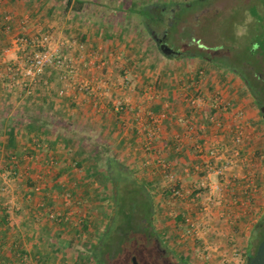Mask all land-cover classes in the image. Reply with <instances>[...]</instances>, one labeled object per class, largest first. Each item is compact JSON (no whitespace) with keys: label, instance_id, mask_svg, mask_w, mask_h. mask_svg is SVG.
I'll return each instance as SVG.
<instances>
[{"label":"crops","instance_id":"1","mask_svg":"<svg viewBox=\"0 0 264 264\" xmlns=\"http://www.w3.org/2000/svg\"><path fill=\"white\" fill-rule=\"evenodd\" d=\"M203 1L0 0V17L7 13L12 16L9 29L3 27V21H0V167H14L18 171L17 182L20 185L23 182L21 187L17 184L12 186L9 192L19 207L16 212L10 215L5 213L2 203L7 197L3 194L5 197H0V264L49 263L56 257L49 259L52 254L51 250L49 252L44 248V234L52 238V232L58 230L59 239L65 236L62 228H49L51 222L46 220L42 207L45 198L47 202L55 200L57 185L53 183L48 190L50 192H45L43 187L35 191L33 186L28 187L26 183L37 185L45 182L46 178L57 177L98 184L92 170L102 168L109 176L114 165L116 168H126L132 177L136 173H143L145 168L151 175L155 171H162L151 164L152 161L159 162L162 157V160L170 163V169L176 173V181L184 187L188 196L197 195L196 185L202 179L192 168L197 159L196 142L207 130L212 140L217 137L220 148L227 155L231 154L234 143L228 130L215 132L214 128H199L193 134H187L183 149L177 150L175 137L178 133L184 134L186 128L177 120V116L185 115L188 120L198 124H208L210 96L221 92L234 102L235 108L245 111L244 121L252 123L259 119L256 103L248 101L246 84L231 67L194 56L191 52L198 50L188 49L187 46L178 50L171 43L173 38L183 36L184 24L191 20L190 11L200 7ZM144 6L155 17H161L153 27L151 17L142 20L137 16L139 7L142 9ZM25 21L28 24L22 26ZM140 22L150 31L151 42L139 29ZM204 22L201 21L197 28L198 35H193V38L200 51L208 48L215 50L201 40L208 36V31H200ZM178 26L182 27L177 29ZM44 27L52 28L60 42L70 40L71 36L75 43L82 44L84 54L78 62L81 69L79 81L86 79L97 82L100 90L92 94L70 88L67 95L60 96L57 90L59 82L42 78L34 94L28 96L24 95L21 85H8L12 80L10 68L21 65L23 57V52L15 49L16 36L23 33L32 35ZM155 38L162 39L163 45H159ZM8 46L13 48L7 50ZM61 48L66 50L68 46L63 44ZM92 53H97L99 58L106 61L103 69L84 68L81 62ZM151 54L155 57L151 58ZM193 95L204 98L205 102L198 107H190L186 99ZM116 102L122 105L120 111L114 107ZM165 108L170 115L154 126L152 113L156 115ZM224 121L234 126L241 120L226 115ZM152 128L156 130L153 138ZM10 134L14 135L13 144L9 143ZM240 148L241 155H248L252 151L255 154L250 141L241 143ZM11 155L16 156L15 162L10 159ZM76 165L81 168L74 167ZM45 166L54 168L46 171V168L42 169ZM70 167L71 170L66 172ZM232 170H226V175L219 176V180L227 181ZM238 170L243 171V168ZM113 171L115 175L118 170ZM162 172L169 185L165 193L161 191L158 196L170 195L171 179H168L164 169ZM151 181L155 183L156 177L150 178L148 183ZM263 187L264 184L254 191L246 188L244 180L233 183L227 187V204L216 206L211 211H204L200 206L199 211L185 204L187 206L176 215L175 224L179 216L184 223V218L192 213L218 233L238 229L253 217L258 218L259 225L264 217ZM101 189L99 187L98 190ZM92 192L95 189L88 190V196H93ZM79 194L86 193L79 191ZM201 202L204 203V199L197 204ZM67 242L61 243L64 248L69 245ZM171 252L175 251L171 249ZM199 264H210V261Z\"/></svg>","mask_w":264,"mask_h":264},{"label":"rangeland","instance_id":"2","mask_svg":"<svg viewBox=\"0 0 264 264\" xmlns=\"http://www.w3.org/2000/svg\"><path fill=\"white\" fill-rule=\"evenodd\" d=\"M190 13L191 20L184 24L183 36L180 38H173L171 43L175 44L178 50L183 49L185 46H187L188 49L199 50L197 48L198 43L194 40L193 35H198L199 29L197 28L201 25V21L204 20L205 24L200 31H208V36L201 40L215 50L208 48L203 51L212 57H216V64L224 66L222 64L224 61L219 58L223 56L229 62L231 68H242L248 72V74H251L250 69L253 67L251 63L255 64L256 62L257 65L256 59H261L260 53H256V51H258L260 44L264 42V0H204L200 7H194ZM137 16L142 20L147 19L151 17V10L145 8V6L142 9L139 7ZM152 16L155 18L154 15ZM196 20L200 21L197 23ZM180 27L182 26H178L177 29ZM44 29L53 30L50 27H44ZM139 29L143 34H146V38L149 42L153 40L150 36V31L143 27L141 22L139 24ZM56 36L58 35L56 34ZM69 38L72 41L74 40L71 36ZM77 47L78 46L70 48V51L75 58L77 57V59H80L84 54L81 50L83 48ZM249 53L254 54L253 58L250 60L251 63L243 62L251 58L248 55ZM154 57L155 55L151 54V58ZM262 64L263 69L260 74L264 77V60H262ZM236 74L239 76L237 72ZM43 79L54 82L58 81V95L63 96L59 94V88L62 83L54 72H48ZM40 82L42 83V81H39L36 86L37 88L40 86ZM85 92L87 93V91ZM248 97L250 98V100L248 98V101H253L255 104L253 95L250 92H248ZM255 108L258 112L259 119L252 121V123L246 122L247 137L243 140V142L250 141V144L255 148V154H253L252 151L249 152L248 155L244 154L239 157H234V155L232 156V151L231 154L228 155L230 160L227 161L226 165L228 169H233L231 176L225 182L219 180V176H225L227 173L226 170L228 169L225 170L224 174L213 176L214 183H219L220 187L222 185V187H224L222 195H217L216 193L211 195L209 187L198 186L200 185L199 183L196 185V189L198 190L197 195L188 196V192H185L180 196L172 195V193L170 195L162 194L158 196V193L161 191L165 193L166 186L169 185V183H166L165 177L163 176V169L165 171L167 169L163 166L164 160H162V157H160L159 162H151L155 168L158 167V170L162 171H155V174L150 173L151 175H149L145 168L143 173H136V175L133 176L134 179L138 180V182L143 185L144 190L148 191L152 197L153 219L152 225H150L152 235L148 246L155 260L163 261V264H199L205 260L210 261V264H246L249 254L251 255L252 252H255L264 228V217L261 218L260 216L259 225H257L258 218L253 217L252 220L246 221L242 227H238V229L230 232L225 231L224 233L211 230L207 222H204L201 217L192 216V213L190 216H187V218L193 221V226L189 224L187 218H184V223L178 221V223L175 224L174 221L176 215L180 213V210L183 209L184 206H187L185 204H188V208H196L199 211L200 207L204 211H211L216 206L221 207L227 204V185L230 186L233 183H239L244 180L246 188H252L254 191H256L260 185L263 186L264 112L260 105L255 104ZM1 121L2 120H0V122ZM238 122L239 121H237V123ZM80 137L83 138L82 135H80ZM74 167L81 168L79 165ZM53 168V166L42 167V169L46 171L49 169L52 170ZM86 168L90 167L86 166ZM96 168L92 170V173L94 174L95 180L98 181V184L74 182L66 178L62 179L57 177H55L57 178L56 180L55 178L51 179L50 177L47 179L45 177V182L37 184L43 187L45 192H50L48 190L51 189L53 183L57 185L58 192L56 193L55 200L47 202V198H45V204L42 207L44 208L43 212L46 215H44L46 220L51 222L49 228H62L61 230L65 233L64 238H62L63 242H61V238H58V230L52 232V234H54L52 238H49L48 234H44V248H47L49 252L51 250L50 253L52 254V256H49V259L51 260L53 256L56 258L52 260L53 262L50 261L49 263L44 262L40 264H98L94 258V247L98 244L99 238L102 237V233L108 227V224L113 222L116 215H118V208L115 206L116 201H114L113 196L116 193L123 194L127 187L132 188L135 186L134 183L121 178L117 173L120 171L123 175H126V168H115L116 171L118 170L116 172L117 174L115 173V177H119L120 179L117 186H115L113 180L101 170L102 168ZM239 168H243V171L238 170ZM3 170H11V167H0V171ZM68 170H71V167L68 168L66 172H69ZM44 175L47 174L44 173ZM154 176L157 181L155 183H152V181L148 183L149 179L151 178L152 180ZM18 179V175L13 171L10 173V177H8L6 182H3L2 177H0V187L5 186L6 190H4L5 192L3 195H5L7 199H11L9 192H11L12 186L17 184L21 187L23 182L20 185V182H17ZM139 179H141V181H139ZM260 179L261 181H259ZM176 180L177 177L175 178V182ZM170 181L172 185L174 181ZM32 183L33 182H28L26 184L28 187L33 186L35 190L34 187L36 183ZM247 183H249L250 186ZM99 187L103 189L98 190ZM92 189H95V192H92L94 195L88 196V190ZM79 191H84L86 194L80 195ZM200 199H204L205 202L197 204ZM11 200L13 201V199ZM49 209L62 212L68 216L70 215V218L53 220L48 216ZM254 234H256L255 239H253ZM67 241L72 243L69 244ZM64 242L69 244L65 248L61 244ZM47 243L49 245H46ZM171 249L175 252H171ZM248 249H250V252H248ZM135 256H137L140 264H155L145 257L142 252H138ZM59 257L61 259H59ZM29 264H31V262H29ZM125 264L130 263L126 261Z\"/></svg>","mask_w":264,"mask_h":264},{"label":"built area","instance_id":"3","mask_svg":"<svg viewBox=\"0 0 264 264\" xmlns=\"http://www.w3.org/2000/svg\"><path fill=\"white\" fill-rule=\"evenodd\" d=\"M12 18L10 13L5 14L3 18L0 17V21H3V27L10 28V19ZM28 21L23 22V25H27ZM60 39L56 36V33L50 29H38L34 34L28 35L26 33L18 34L15 39V49L21 50L23 52V57L21 58V65L17 67H11L9 73H11L12 80L8 82V85L14 87L16 85H21L24 90V95H33L38 82L44 78L48 72L52 71L55 73L57 78L62 83L59 88V94L67 95V92L70 88H76L79 90H85L89 93L95 94L100 90L98 83L91 82V80H80V67L79 59L70 51V48L78 46L82 48L81 43H75V41L65 39L59 41ZM66 44L68 48L62 49L61 45ZM13 48L8 46L7 50ZM84 68L90 69L92 67L103 69L106 65V61L103 58H99L97 53H92L87 56V59H84L81 62ZM97 78V77H96ZM43 80V79H42ZM190 107H198L202 102H205V99L200 96H188L186 99ZM211 111H210V121L209 123H197L194 120H188L187 116L179 115L177 120L183 123L185 128V133H178L175 137L176 139V149L182 150L184 146V138L187 134L191 135L200 129H213L216 132L217 130L226 131L231 135V139L234 143L232 156L239 157L241 155L240 144L247 137V127L246 121H244V111L240 108H235L233 101L228 99L223 93L215 92L210 96ZM114 107L117 111L122 109L120 102H116ZM170 112L168 109H163L158 114L152 113V119L154 120V126L160 123L163 119L168 118ZM232 115L234 119H240L241 121L233 125H227L224 121V116ZM207 131V130H206ZM205 131V133H206ZM210 131H207V134L204 135L198 140L195 144L197 159L192 165V168L195 172L201 175V182L198 186H208L210 189V194L217 195L223 194L224 187H220L219 183H214L213 176L221 175L225 173L227 168V161L230 160L228 155L222 150L219 146V142L209 136ZM156 135V130L151 129V138ZM10 159L15 162L16 156L11 155ZM221 162V163H219ZM163 166L166 170V175L169 179L173 180L174 183L170 185L172 195L180 196L183 195L186 191L184 187L175 182L176 175L170 169V163L168 161L163 162ZM12 171L18 174L14 170V167H11V170L0 171V177H2L3 182L8 180L10 173ZM227 185L226 187H228ZM35 190H41L40 185H35ZM5 186L0 187V196L5 192ZM2 207L8 215L16 212L18 206L11 200L6 199L2 203ZM49 218L53 220H63L69 219L70 215H66L62 212L53 211L49 209L48 211ZM191 226L194 225L193 221L187 218ZM11 264V263H7Z\"/></svg>","mask_w":264,"mask_h":264},{"label":"trees","instance_id":"4","mask_svg":"<svg viewBox=\"0 0 264 264\" xmlns=\"http://www.w3.org/2000/svg\"><path fill=\"white\" fill-rule=\"evenodd\" d=\"M152 15L154 14L151 12V26L153 27L155 24H157L158 19L161 17L158 16L154 18ZM155 40L159 45H163L162 39L155 38ZM257 52L260 53L261 57L260 60L256 59L257 65L256 62L255 64L250 62L254 56L252 53L248 54L249 57H251L250 59L243 61L252 64L253 67L250 69L251 74H248V72L242 68L239 69L235 67V69H231L237 72L243 79L247 86L246 91L253 95V100L255 103L261 107H264V77L260 74L262 72L261 70L263 69L262 60H264V42L260 44V47L256 53ZM191 53L194 56H202L204 58L211 59L213 62L217 61L216 57H212L200 50ZM219 58L224 61L222 64L226 68L230 67L226 58L223 56H220ZM9 137V143L13 144L14 135L10 134ZM116 167L117 166L114 165L109 172V178H112L115 186H117L120 182L119 177L116 178L114 175L113 170H115ZM119 173L121 178L126 179L128 182L130 181L134 183L135 187H127L128 190L126 189L123 194L116 193L113 196L114 201H116L115 206L118 208V215H116L113 222L108 224V227L102 233V237L99 238L98 244L96 247H94L95 261L98 264H125L126 261L132 264V256L137 255L138 252H142V254L151 260L152 263L163 264V261L155 260L148 246L152 235L150 230V225H152L153 219L152 197L148 191L144 190L143 185L139 183L138 180L134 179L128 172L126 175H123L122 172ZM177 220L181 221L182 218L179 216ZM263 231L264 228L260 235L259 241L262 237ZM255 238L256 236L254 234L253 239ZM253 253L254 252H252V254Z\"/></svg>","mask_w":264,"mask_h":264},{"label":"water","instance_id":"5","mask_svg":"<svg viewBox=\"0 0 264 264\" xmlns=\"http://www.w3.org/2000/svg\"><path fill=\"white\" fill-rule=\"evenodd\" d=\"M132 264H140L137 256H132ZM246 264H264V231L255 252L248 256Z\"/></svg>","mask_w":264,"mask_h":264},{"label":"flooded vegetation","instance_id":"6","mask_svg":"<svg viewBox=\"0 0 264 264\" xmlns=\"http://www.w3.org/2000/svg\"><path fill=\"white\" fill-rule=\"evenodd\" d=\"M218 52V51H217ZM262 110H264V107H261Z\"/></svg>","mask_w":264,"mask_h":264}]
</instances>
